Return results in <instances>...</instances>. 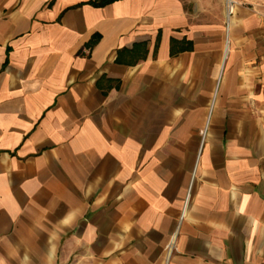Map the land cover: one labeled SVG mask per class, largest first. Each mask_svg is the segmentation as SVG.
<instances>
[{
  "label": "crops",
  "instance_id": "crops-1",
  "mask_svg": "<svg viewBox=\"0 0 264 264\" xmlns=\"http://www.w3.org/2000/svg\"><path fill=\"white\" fill-rule=\"evenodd\" d=\"M89 1L0 0V264H264V0Z\"/></svg>",
  "mask_w": 264,
  "mask_h": 264
},
{
  "label": "trees",
  "instance_id": "trees-1",
  "mask_svg": "<svg viewBox=\"0 0 264 264\" xmlns=\"http://www.w3.org/2000/svg\"><path fill=\"white\" fill-rule=\"evenodd\" d=\"M115 1H119V0H100L98 2H95L94 0H90L88 2V4L93 5L95 7H103L106 6L108 4H111ZM97 38H95V40L91 41L87 47L88 48H92L95 44H96ZM187 50V47H180V48H175L174 47V41L171 42V49H170V54L171 56L178 54L179 52L185 51Z\"/></svg>",
  "mask_w": 264,
  "mask_h": 264
},
{
  "label": "built area",
  "instance_id": "built-area-1",
  "mask_svg": "<svg viewBox=\"0 0 264 264\" xmlns=\"http://www.w3.org/2000/svg\"><path fill=\"white\" fill-rule=\"evenodd\" d=\"M227 5H228V10L231 11L233 8L234 3L230 0L227 1ZM174 249V239H171V241L169 242V244L167 245V250L168 251H172Z\"/></svg>",
  "mask_w": 264,
  "mask_h": 264
}]
</instances>
